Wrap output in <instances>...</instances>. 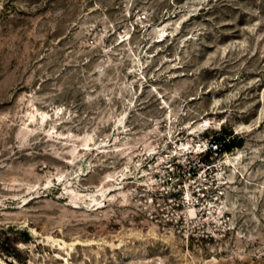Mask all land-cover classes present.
Listing matches in <instances>:
<instances>
[{"label":"rangeland","instance_id":"rangeland-1","mask_svg":"<svg viewBox=\"0 0 264 264\" xmlns=\"http://www.w3.org/2000/svg\"><path fill=\"white\" fill-rule=\"evenodd\" d=\"M0 264H264V0H0Z\"/></svg>","mask_w":264,"mask_h":264},{"label":"bare ground","instance_id":"bare-ground-1","mask_svg":"<svg viewBox=\"0 0 264 264\" xmlns=\"http://www.w3.org/2000/svg\"><path fill=\"white\" fill-rule=\"evenodd\" d=\"M165 40H166V37H164V38H160V41H159V42H163V41H165ZM27 119H31V116L29 115ZM38 120H39V122H40V121H43V115H41L40 117H38ZM125 126H126V125H125V123H124V124L122 125V127L125 128ZM208 127H209V121H208L207 119H204V120L202 121V123H200V125H199L198 128H199V129H206V128H208ZM118 128H120V126H118ZM45 135L47 136L48 133H46ZM125 144H127V143H125ZM81 145H82V150L88 149V146L90 145V143L88 142V138H85L84 141L81 143ZM123 148H124V147H123ZM127 148H128V147H126V148H124V149L126 150ZM120 149H122L121 144H115V150L118 151V150H120ZM179 150H180V152H181V154H180V156H179V159H181V158L183 157L184 153H187V152H189V153H193V151H195V148H194V147H191V145L189 144V142H182V143H180ZM175 153H176V152H175ZM73 155H74V152L72 151L71 154L68 155V159L72 158ZM237 157H239V155H238ZM230 160H231V159H229L228 157L226 158V161H227V162H231ZM141 171L144 172L143 169H141ZM109 176H113V175L107 174L104 178H107V177H109ZM110 179H111V178H108V180H110ZM148 181H150L152 185L155 184V183L153 182V176H150V177L148 178ZM97 188H98V187H97ZM97 191H98V192H97V194H96V197L93 198V200L91 201V203H88V204H87L86 209H98V208H101V207H102V205H103V204L101 205L102 201H103V203H104L105 201L112 202V201L115 200L116 195H115V193L112 194V192L116 191V189L110 190V191L108 192L107 195L104 194L103 192H101L100 188H98ZM117 193H118V194H119V193H122V194H123V190H122V191L120 190V191H118ZM196 194H197V193H196ZM101 197H102V199H100ZM124 197H125V196H124ZM124 197H123V200H124V201H127V198H126V197L124 198ZM190 197H191L192 199H191ZM195 198H196V199H195ZM187 199H188V201L186 202V203L188 204V207H187V210H186V212H187V217H189V218H196V217H197V210H198V209L195 207V203H198V202H199V198H198V197H195V196H192V194H190V192H187ZM91 205H92V206H91ZM226 210H228V208H226V207H220L218 210H216V212H217L218 215H221V214L224 213ZM151 234L155 235V232L152 231ZM120 241H122V239H121ZM73 243H78V241H74ZM110 245L113 246V243H110Z\"/></svg>","mask_w":264,"mask_h":264},{"label":"trees","instance_id":"trees-1","mask_svg":"<svg viewBox=\"0 0 264 264\" xmlns=\"http://www.w3.org/2000/svg\"><path fill=\"white\" fill-rule=\"evenodd\" d=\"M214 142H219V144L221 145V147H223L225 150H229L231 147L235 146V142L233 141V139H230L224 135L222 136H217L213 138Z\"/></svg>","mask_w":264,"mask_h":264},{"label":"built area","instance_id":"built-area-1","mask_svg":"<svg viewBox=\"0 0 264 264\" xmlns=\"http://www.w3.org/2000/svg\"><path fill=\"white\" fill-rule=\"evenodd\" d=\"M212 146L213 147H211V149H214V150H216V149H219L218 148V144L216 143V142H214L213 144H212ZM186 156V155H185ZM175 159H174V162H172V163H169V166H171V171H173L174 170V167H176L177 165H179V166H184L186 163H187V159H185V160H181V159H177L178 157H174ZM198 194V193H197ZM192 196H195V197H197L196 196V194L194 195V194H192ZM197 204V203H196Z\"/></svg>","mask_w":264,"mask_h":264}]
</instances>
